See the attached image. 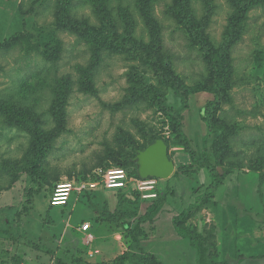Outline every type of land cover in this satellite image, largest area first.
<instances>
[{"label": "rangeland", "instance_id": "374dc122", "mask_svg": "<svg viewBox=\"0 0 264 264\" xmlns=\"http://www.w3.org/2000/svg\"><path fill=\"white\" fill-rule=\"evenodd\" d=\"M111 1L112 9L121 3L135 12V0ZM171 2L156 0L155 15L164 26V45L174 58L175 73L185 81L191 94L170 87L165 91V101L182 115L183 131L197 163L175 138L170 119L151 95L127 109L114 111L109 107L118 105L133 88L129 80L135 63L121 56L107 59L94 89L85 91L79 86L77 66H86L91 55L74 37L57 34L53 24L57 0H0V43L17 33L31 34L43 48L64 42L62 60L56 65L38 53L27 55L19 48L0 50V110L2 105L18 103L45 112L51 106L55 79L72 76L78 84L66 104L65 131L46 160L42 171L46 175L38 182L20 172L30 135L2 128L4 118L0 115V264H112L125 253L131 254L127 264H151L153 259L165 264H203L202 259L198 261L197 250L177 234L173 218L205 196L214 180L217 187L213 197L186 222L189 229L199 234H215L208 238L211 245L205 246V256L212 257L204 264H264V6L250 11L241 39L229 52L236 86L232 103L223 104L220 114L238 128L231 139L233 154L224 165H218L211 155L216 133H210L201 119L202 111L214 103L215 95L204 91L208 71L200 54L190 48L182 27L166 15ZM73 3L76 17L97 23L90 1ZM214 3L218 8L208 34L214 48L221 50L226 43L224 32L230 9L225 0ZM202 5L201 0L194 1L201 15ZM136 17L138 35L148 40L143 23L137 14ZM140 74L146 84H158L151 69L141 68ZM144 87L142 83L138 88ZM47 124L49 128L55 126L52 119ZM141 130L147 137L159 134L169 141L170 159L176 167L171 178L158 180L159 194L165 196L160 208L129 193L126 208L135 215L128 221L136 230L137 242L104 216L119 206L117 191L98 186L95 193L84 195L87 188L81 193L74 191L67 206H52L59 184L75 182L79 188L81 183L101 181V170L116 167L110 158L101 161L107 156V145H122L123 136L145 144ZM122 148L126 156L121 158L125 163V168H121L131 173L136 170L131 165L136 161L130 158L128 145ZM230 163L243 167H232ZM216 170L218 176L214 175ZM146 214L150 219L143 220ZM87 222L92 228L84 233L81 226Z\"/></svg>", "mask_w": 264, "mask_h": 264}, {"label": "trees", "instance_id": "16d2710c", "mask_svg": "<svg viewBox=\"0 0 264 264\" xmlns=\"http://www.w3.org/2000/svg\"><path fill=\"white\" fill-rule=\"evenodd\" d=\"M88 1L94 7L93 14L97 23H92L87 17H76L72 10L73 0H57L54 11L55 21L53 24L56 26L57 34H68L74 37L76 43L87 49L91 55L90 62L86 66H77V71L80 74L79 86L85 91L94 89L100 68L107 59L113 56H121L135 63L131 68L132 75L129 80L133 84V88L118 105L109 107L114 111L127 109L137 105L145 96L151 95L160 111L170 119L171 131L175 138L184 145L185 151L190 155L191 160L194 163L199 162L195 151L190 145V140L183 131L182 115L169 108L165 101L167 88L182 90L186 94H191V90L185 85V81L176 75L174 58L164 45V26L156 17L154 10L156 0H135V12L121 3L117 9H112L111 0ZM194 1L172 0L171 4L167 6L166 15L187 33L190 48L200 54L201 60L207 68L208 77L204 91L215 95V101L202 111L201 119L205 122L210 133H216L215 141L211 147V155L218 165H224L233 154L231 139L237 135L234 131L238 128L237 125L227 123L226 118L220 114L223 104L232 103V90L236 86L229 52L241 39L250 11L264 6V0H225L229 6L230 14L224 32L226 43L221 50L214 48L208 34L215 10L218 8L214 3L215 0H201L203 4L202 15L194 7ZM136 14L143 23V30L148 36V40L143 35H138L139 21ZM122 30L123 33H121ZM16 48L27 55L32 53L44 55L47 61L56 65L62 60L64 42L56 46L43 48L39 43L33 41L31 34L17 33L9 40L0 43L1 51L8 52ZM141 68L151 69L154 76L159 80L158 84H146L140 74ZM142 83L145 87L139 89L138 87ZM75 85L78 84L72 79V76H61L55 79L52 87L51 106L45 112H40L36 106L24 105V107L18 103L2 105L0 110V115L4 118L1 124L2 128H14L30 135L28 153L24 164L21 165L20 172H25L33 177V182H38V178L46 175V172L42 171L49 154L54 149L63 131H65L68 119L66 104L70 94L74 91ZM105 105L108 107V104ZM49 119H52L55 124L52 128L48 127L47 121ZM141 131L143 133L142 138L147 140L145 144H141L131 136H123L121 138L124 139L122 145L118 144L116 147L106 146L107 156L102 158L101 161L110 158L116 164V167L125 168V163L121 160L126 156L123 146L128 145L132 160H135L138 151L145 150L158 139H163L169 146V141L159 134H150L147 137L146 133L143 130ZM218 131H222V133L218 134ZM131 165H135L136 170L131 172L130 175L139 178L136 162ZM230 165L232 167H243L238 163H230ZM259 165L257 169L261 168ZM252 169L256 170L254 165H252ZM187 173L189 176L191 175L190 172ZM214 175L218 176L219 172L214 171ZM263 179L264 176H262ZM215 181L212 183L211 189L196 204L191 205L173 218V226L177 234L183 239H187L190 245L197 250L198 261L202 259L203 264L205 260L212 257L211 255H209V258L205 256V246H209L210 240L208 238H214L215 234L211 232L208 235L199 234L196 230L189 229L186 222L200 211L204 203L213 197L214 189L217 187ZM102 188L107 190L103 186ZM114 191H117L115 194L120 196V204L114 213L109 210L105 212L106 221L122 228L128 235L131 234L133 241L137 242L138 238L134 234L136 230L132 228V224L128 221V218L135 214L127 210L126 204L129 193L139 199L141 198L140 193L132 186ZM32 192L31 190L27 195L29 200H31ZM92 193L95 192L87 191L83 194ZM164 201L165 196H160L158 190L157 199L144 202L156 204V208H160ZM148 219L150 217L146 214L143 220ZM213 244L215 243L213 242ZM130 256V253H125L112 264H127V261L131 258ZM152 261L151 264H165L155 259ZM224 261L226 260L224 259ZM220 264L227 263L220 262Z\"/></svg>", "mask_w": 264, "mask_h": 264}, {"label": "built area", "instance_id": "2783aa9c", "mask_svg": "<svg viewBox=\"0 0 264 264\" xmlns=\"http://www.w3.org/2000/svg\"><path fill=\"white\" fill-rule=\"evenodd\" d=\"M101 181H90L88 183H81V187L76 188L75 182L62 183L57 186L51 204L52 206H66L69 204L71 195L74 191L81 193L84 189L87 191H94L98 186H103L107 190H121L129 186L135 188L144 201H153L158 198V179L149 178L141 179L140 177L131 176L124 168L115 167L98 172ZM79 185V184H78ZM91 228L89 223L82 226V230L87 232ZM91 237V236H90Z\"/></svg>", "mask_w": 264, "mask_h": 264}, {"label": "water", "instance_id": "95a60500", "mask_svg": "<svg viewBox=\"0 0 264 264\" xmlns=\"http://www.w3.org/2000/svg\"><path fill=\"white\" fill-rule=\"evenodd\" d=\"M138 176L141 179L168 180L175 172V163L170 159L169 146L158 139L145 150L138 151L135 158Z\"/></svg>", "mask_w": 264, "mask_h": 264}, {"label": "crops", "instance_id": "0c3cea01", "mask_svg": "<svg viewBox=\"0 0 264 264\" xmlns=\"http://www.w3.org/2000/svg\"><path fill=\"white\" fill-rule=\"evenodd\" d=\"M69 202H70V201H69ZM66 206H67V205H66ZM87 223H89V222H87ZM82 226H83V225H82ZM82 226H81V231L84 232V233H88V232L91 230V228H92V226H91L90 230L87 231V232H85V231L82 230ZM239 233H241V232H238V235H239ZM90 236L93 237V235H91V234H90ZM235 242H236V241H235ZM227 243H233V244H234V242H227ZM262 247H264V246H262ZM262 247H261V248H262ZM223 256H224V255H223ZM224 258H225V256H224ZM233 259H234V256H233Z\"/></svg>", "mask_w": 264, "mask_h": 264}]
</instances>
